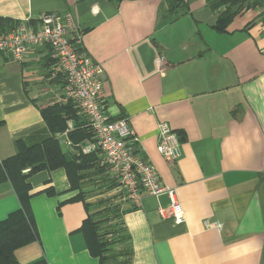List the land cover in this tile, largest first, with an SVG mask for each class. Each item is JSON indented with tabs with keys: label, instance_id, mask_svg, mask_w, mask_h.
<instances>
[{
	"label": "crops",
	"instance_id": "obj_1",
	"mask_svg": "<svg viewBox=\"0 0 264 264\" xmlns=\"http://www.w3.org/2000/svg\"><path fill=\"white\" fill-rule=\"evenodd\" d=\"M183 2L186 12L163 22L166 0H0L4 22L35 28L44 14L71 16L81 51L103 70L106 113L127 120L136 153L175 191L185 218L176 226L159 215L168 212L165 195L142 193L132 207L104 171L82 172L90 177L73 190L64 169L43 170L26 181L37 239L14 251L17 264H99L81 230L86 220L118 222L130 264H264V8L242 12L220 34L218 11L205 0ZM62 87L47 47L20 63L0 59V162L18 144L51 138L40 111L65 104ZM160 123L180 141L173 163L157 152ZM68 132L57 138L73 153ZM20 209L10 183H1L0 223Z\"/></svg>",
	"mask_w": 264,
	"mask_h": 264
},
{
	"label": "built area",
	"instance_id": "obj_2",
	"mask_svg": "<svg viewBox=\"0 0 264 264\" xmlns=\"http://www.w3.org/2000/svg\"><path fill=\"white\" fill-rule=\"evenodd\" d=\"M49 48L56 75L63 80L64 100L70 102L76 115L83 120L85 128L92 133V141L80 146V152L96 155V167L110 175L116 191L131 203L141 206V194L158 198L165 195L169 200L168 212L178 226L184 223V212L173 189L163 186L154 168L135 151L138 138L129 128L126 119L111 120L106 113L102 98L101 66L81 51V36L74 27L69 14H44L33 28L27 20L17 22L6 32H0V59L9 56L13 61L23 62L30 53L39 48ZM69 128L64 132L67 133ZM180 141L165 123L157 126V152L167 162L180 158ZM30 169H25L26 175ZM205 228L221 231L220 222H203Z\"/></svg>",
	"mask_w": 264,
	"mask_h": 264
},
{
	"label": "trees",
	"instance_id": "obj_3",
	"mask_svg": "<svg viewBox=\"0 0 264 264\" xmlns=\"http://www.w3.org/2000/svg\"><path fill=\"white\" fill-rule=\"evenodd\" d=\"M205 2L211 10L218 11L219 15L214 30L220 34L225 33L233 20L242 12L264 8V0H205ZM179 12H186V5L183 0H166V9L162 12V21H175L180 16ZM15 25L16 22L0 21V26L3 27L0 32H6ZM40 113L51 133V138L32 147L18 144L17 154L0 162V184L9 182L21 205L18 212L9 215L7 220L0 223V264H17L14 251L37 239L28 204L30 198L28 194L29 185L26 183L31 175L43 170L64 169L71 188L80 190L85 178L90 177L84 176L82 172L103 171L96 167V155L94 153L85 155L80 152L79 147L82 146L83 142L92 141V133L88 128H80L82 124L79 123L80 119L70 102L49 106L41 110ZM68 121H72L76 128L67 134L74 145L73 153L63 152L57 138V135L68 129ZM25 169H30L26 175L22 174ZM79 195V199L83 198L81 193ZM118 196L122 198L121 194ZM106 207L105 216L113 215V208L107 205ZM106 222L107 220L95 223L92 220L84 222L81 230L85 234L90 254L98 258L99 264H130L132 255L128 247V236L123 233L118 222L113 224L115 225L113 230H106L105 234H100L99 230Z\"/></svg>",
	"mask_w": 264,
	"mask_h": 264
},
{
	"label": "rangeland",
	"instance_id": "obj_4",
	"mask_svg": "<svg viewBox=\"0 0 264 264\" xmlns=\"http://www.w3.org/2000/svg\"><path fill=\"white\" fill-rule=\"evenodd\" d=\"M61 145V149L63 150V152H66L67 150H66V147H65V145H63V144H60ZM104 187H106V185L104 186ZM102 188V187H101ZM109 189H111V186H109ZM111 200V201H110ZM109 201H106V203H108L109 202V204H108V206L109 207H112L113 206V204H112V199H110ZM104 204H105V202H104ZM109 209H112V208H109ZM106 226V227H105ZM114 226L115 225H110V226H108V225H102L101 226V229L99 230L100 231V234H105V231L106 230H113V228H114ZM112 228V229H111Z\"/></svg>",
	"mask_w": 264,
	"mask_h": 264
}]
</instances>
